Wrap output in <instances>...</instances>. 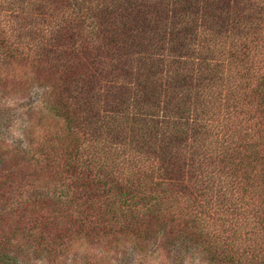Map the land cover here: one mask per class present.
I'll list each match as a JSON object with an SVG mask.
<instances>
[{
  "label": "trees",
  "instance_id": "trees-1",
  "mask_svg": "<svg viewBox=\"0 0 264 264\" xmlns=\"http://www.w3.org/2000/svg\"><path fill=\"white\" fill-rule=\"evenodd\" d=\"M32 83L34 140L0 141V264L127 240L264 264V0H0V91Z\"/></svg>",
  "mask_w": 264,
  "mask_h": 264
},
{
  "label": "rangeland",
  "instance_id": "rangeland-1",
  "mask_svg": "<svg viewBox=\"0 0 264 264\" xmlns=\"http://www.w3.org/2000/svg\"><path fill=\"white\" fill-rule=\"evenodd\" d=\"M14 67L8 76L10 79H19V76H21V82L36 80L35 71L30 68L28 63L26 64V61H20ZM47 95V87L41 91L38 85L34 83L30 84L26 89L15 90L14 93L7 92V94H3V91H0V141L6 146H11L17 142L25 144L28 133V137L33 138V133L38 130V127L37 124H34L33 130L35 131H31L33 124L32 114L42 99L47 101ZM30 103L34 107H31ZM52 117H54L53 114L50 118ZM49 120L50 124H46L44 127L49 132H52L55 130L53 127L55 124L51 125L52 119ZM39 133L37 132V135ZM151 242L154 241L151 240ZM155 243L142 246L134 241L127 240L126 242L123 241L122 244H118V246L109 247L106 245L107 243L96 242L92 243L91 246L93 248L91 249L89 244H74L68 254L60 259L59 264H84L86 256L99 264H174L176 261L175 256L177 255L176 247L170 246L166 249L161 244L156 245L157 243ZM26 254H28L27 263L23 264H52L43 256H36L32 251V247L27 249ZM181 264L209 263L201 254L193 251L189 256L182 259Z\"/></svg>",
  "mask_w": 264,
  "mask_h": 264
}]
</instances>
